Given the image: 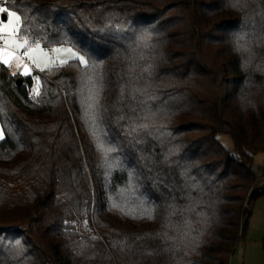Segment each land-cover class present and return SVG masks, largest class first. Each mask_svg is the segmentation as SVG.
<instances>
[{
    "label": "trees",
    "instance_id": "obj_1",
    "mask_svg": "<svg viewBox=\"0 0 264 264\" xmlns=\"http://www.w3.org/2000/svg\"><path fill=\"white\" fill-rule=\"evenodd\" d=\"M12 10L45 48L99 66L98 123L118 167L106 170L86 124L83 66L44 73L33 101L34 76L0 65V264H230L264 153V0H15Z\"/></svg>",
    "mask_w": 264,
    "mask_h": 264
},
{
    "label": "snow or ice",
    "instance_id": "obj_2",
    "mask_svg": "<svg viewBox=\"0 0 264 264\" xmlns=\"http://www.w3.org/2000/svg\"><path fill=\"white\" fill-rule=\"evenodd\" d=\"M14 2L15 0H0V65L14 69L12 71L13 76L19 74L24 77L32 76V68L40 72L51 71L53 67L66 66L73 61L83 66L82 92L86 93L83 99L86 124L90 135L95 141L97 151L103 156L104 166L110 172L114 167H118V159L111 155L117 151V148L106 142L107 133L102 131L101 125L98 123L101 94L104 88L102 77L98 72L99 66L96 63L90 64L89 59L84 55H80L72 47L49 46L45 48L42 46L41 39L30 38L29 29L25 27L27 18L19 14L17 10H12ZM230 2L233 7H240L246 0H230ZM145 71L150 72V68H146ZM33 82L34 87L29 90V95L30 99L35 101L42 94L40 77L38 75L34 76ZM152 99H155V97H147V100ZM143 103L147 107V101L145 100ZM3 113V106L0 105V141L6 139V125L3 120ZM142 127H146V125ZM11 134L9 130L8 136L10 137ZM129 175L127 198L134 196L137 191V186L132 183L131 173ZM112 207L124 212V209L115 202ZM134 212L135 210L131 209L125 214L136 218ZM143 217L151 219V211L142 209Z\"/></svg>",
    "mask_w": 264,
    "mask_h": 264
},
{
    "label": "rangeland",
    "instance_id": "obj_3",
    "mask_svg": "<svg viewBox=\"0 0 264 264\" xmlns=\"http://www.w3.org/2000/svg\"><path fill=\"white\" fill-rule=\"evenodd\" d=\"M79 54L84 55L83 53ZM35 70L42 74L48 72L47 70L44 72ZM32 75H34L33 72ZM218 139L227 150L234 151V144L230 136L222 134ZM253 165L255 172L258 173L255 189L264 187V153L255 155ZM249 206L251 212L249 222L245 233L235 247L230 264H264V195L254 200Z\"/></svg>",
    "mask_w": 264,
    "mask_h": 264
},
{
    "label": "water",
    "instance_id": "obj_4",
    "mask_svg": "<svg viewBox=\"0 0 264 264\" xmlns=\"http://www.w3.org/2000/svg\"><path fill=\"white\" fill-rule=\"evenodd\" d=\"M21 84H22V80H19L18 85H21ZM262 195H264V187L254 189L253 191H251V193L249 195L248 204L251 205V203L254 200H256L257 198H259ZM249 216H250V214H249Z\"/></svg>",
    "mask_w": 264,
    "mask_h": 264
},
{
    "label": "built area",
    "instance_id": "obj_5",
    "mask_svg": "<svg viewBox=\"0 0 264 264\" xmlns=\"http://www.w3.org/2000/svg\"><path fill=\"white\" fill-rule=\"evenodd\" d=\"M6 69H7V72L10 73V74L12 75V71H14V69L7 68V67H6ZM32 72H33V74H34V75H32V76H37V75H38L39 77H44V75H43L42 73L37 72V71L35 70V68H32ZM17 75H19V74H17ZM17 75H16V76H17ZM12 76H13V75H12Z\"/></svg>",
    "mask_w": 264,
    "mask_h": 264
}]
</instances>
